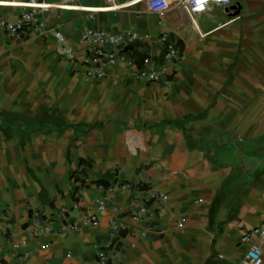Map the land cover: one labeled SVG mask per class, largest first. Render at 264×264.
<instances>
[{
  "label": "crops",
  "instance_id": "obj_1",
  "mask_svg": "<svg viewBox=\"0 0 264 264\" xmlns=\"http://www.w3.org/2000/svg\"><path fill=\"white\" fill-rule=\"evenodd\" d=\"M23 1L0 0V17L14 22ZM33 1L56 7L39 14L45 31L0 33V264H96L110 235L108 264H240L238 239L264 215V0L196 17L180 0L161 17L145 0ZM86 27L137 33L132 57L155 66L166 32L180 57L156 83L121 65L85 80L50 31L73 45ZM115 181L130 188L108 192ZM154 193L151 218L133 221ZM103 196L98 225H81Z\"/></svg>",
  "mask_w": 264,
  "mask_h": 264
},
{
  "label": "built area",
  "instance_id": "obj_2",
  "mask_svg": "<svg viewBox=\"0 0 264 264\" xmlns=\"http://www.w3.org/2000/svg\"><path fill=\"white\" fill-rule=\"evenodd\" d=\"M32 2L33 0H28ZM67 3H73L76 0H61ZM113 3L114 0H105ZM146 6L153 13L160 17L168 11V3L166 0H145ZM180 4L191 16H198L206 11L209 5L221 7L230 6L229 0H180ZM23 10L12 23L6 22L0 17V33L6 34L13 41L23 40L29 32L45 31V24L40 20L39 14L47 9L22 7ZM91 15L88 16L90 18ZM60 53L67 61L78 64L83 72L85 80H106L108 67L121 65L124 68L135 70L136 78L143 83H156L162 78L168 76L167 66L173 64L180 57V47L176 40L166 32H162L158 36V41L162 48V59L165 64L152 65L148 55L144 56L138 63L132 57L134 44L142 40V37L135 32L126 31L121 34H110L102 29L86 27L80 31L73 45L69 44L66 37L55 29L50 31ZM112 85L116 84L115 79H109ZM128 184L115 183L107 189L123 191L128 190ZM156 193L145 197L141 206L135 209L131 214V219L135 222H143L149 220L151 214L148 211V201L154 198ZM75 207V205H73ZM106 207V198L99 197L94 200V211L88 215L80 223L83 226L95 227L98 225V215L104 212ZM61 216H66L68 210L61 208ZM36 213H32L31 218L35 219ZM75 224L66 222L65 229L69 231L76 230ZM24 232L28 236H38L48 233L49 227L43 226H26ZM114 232H112L113 234ZM140 237H144L143 233H139ZM112 235L109 241L96 252V264H108V258L105 248L109 247ZM237 245L243 247L242 258L240 264H264V215L259 225L251 227L244 231L238 239ZM19 245L12 243L10 245L9 256L16 260H25L28 253H17Z\"/></svg>",
  "mask_w": 264,
  "mask_h": 264
},
{
  "label": "bare ground",
  "instance_id": "obj_3",
  "mask_svg": "<svg viewBox=\"0 0 264 264\" xmlns=\"http://www.w3.org/2000/svg\"><path fill=\"white\" fill-rule=\"evenodd\" d=\"M24 7H29V8H38V9H56L53 5L49 4H44L42 2H36V1H23ZM64 6H71L73 3H66V2H61ZM112 7H117L116 4L110 5Z\"/></svg>",
  "mask_w": 264,
  "mask_h": 264
},
{
  "label": "water",
  "instance_id": "obj_4",
  "mask_svg": "<svg viewBox=\"0 0 264 264\" xmlns=\"http://www.w3.org/2000/svg\"><path fill=\"white\" fill-rule=\"evenodd\" d=\"M238 11H239V7L237 4H233L224 9V12L229 14L230 16H236L238 14Z\"/></svg>",
  "mask_w": 264,
  "mask_h": 264
},
{
  "label": "trees",
  "instance_id": "obj_5",
  "mask_svg": "<svg viewBox=\"0 0 264 264\" xmlns=\"http://www.w3.org/2000/svg\"><path fill=\"white\" fill-rule=\"evenodd\" d=\"M96 184H106V183L103 181H96Z\"/></svg>",
  "mask_w": 264,
  "mask_h": 264
},
{
  "label": "rangeland",
  "instance_id": "obj_6",
  "mask_svg": "<svg viewBox=\"0 0 264 264\" xmlns=\"http://www.w3.org/2000/svg\"><path fill=\"white\" fill-rule=\"evenodd\" d=\"M60 2H61V0H59ZM83 13V12H82ZM85 13H87V14H89L88 12H85Z\"/></svg>",
  "mask_w": 264,
  "mask_h": 264
}]
</instances>
